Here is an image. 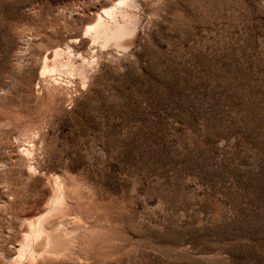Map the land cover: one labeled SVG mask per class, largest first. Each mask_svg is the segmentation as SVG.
I'll use <instances>...</instances> for the list:
<instances>
[{"label": "rangeland", "instance_id": "1", "mask_svg": "<svg viewBox=\"0 0 264 264\" xmlns=\"http://www.w3.org/2000/svg\"><path fill=\"white\" fill-rule=\"evenodd\" d=\"M115 1L0 0V264L45 216L77 254L33 264H264V0H132L130 52L51 100Z\"/></svg>", "mask_w": 264, "mask_h": 264}, {"label": "bare ground", "instance_id": "2", "mask_svg": "<svg viewBox=\"0 0 264 264\" xmlns=\"http://www.w3.org/2000/svg\"><path fill=\"white\" fill-rule=\"evenodd\" d=\"M135 6L132 0H120L108 7L102 6L100 10L94 8L95 10L91 11L94 19L84 27L82 33V38L87 39L94 48L87 54L75 53L76 51L68 46L46 51L36 85L41 86L51 100L59 93H64L66 99H69L70 93L74 94L79 89L88 87L92 73L98 66V58L114 56L116 59L118 52H130L134 47L143 20L139 13L130 14L129 10L135 9ZM101 60L99 59V62ZM63 202L65 203L64 200ZM62 207L58 203L52 204L46 215L61 213ZM45 218L46 216L30 225L29 235L25 237L23 249H20L19 255L26 260V264H33L36 258L68 257L77 254V251H71L73 237L60 233L59 237L55 235Z\"/></svg>", "mask_w": 264, "mask_h": 264}]
</instances>
